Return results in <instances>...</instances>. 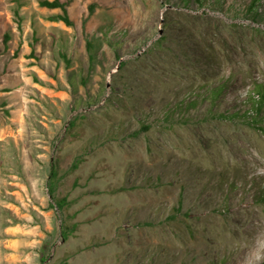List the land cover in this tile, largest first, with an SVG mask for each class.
I'll return each mask as SVG.
<instances>
[{
    "label": "rangeland",
    "instance_id": "obj_1",
    "mask_svg": "<svg viewBox=\"0 0 264 264\" xmlns=\"http://www.w3.org/2000/svg\"><path fill=\"white\" fill-rule=\"evenodd\" d=\"M256 1L72 0L68 26L0 0V264H245L264 132L228 116L264 83Z\"/></svg>",
    "mask_w": 264,
    "mask_h": 264
},
{
    "label": "trees",
    "instance_id": "obj_2",
    "mask_svg": "<svg viewBox=\"0 0 264 264\" xmlns=\"http://www.w3.org/2000/svg\"><path fill=\"white\" fill-rule=\"evenodd\" d=\"M198 2H202V0H197ZM72 2V0H39V4L40 6L43 7H47V8H51V9H61L62 10V14L58 15V19H60L61 21H63L66 25L68 26H72L73 23L70 19L69 16V12H68V7L70 5V3ZM256 2H259V0H257ZM255 5V2H254ZM255 6H252V8H254ZM255 15H257V13H255ZM8 35H6V39H8ZM87 47L90 49L91 44L90 42L87 43ZM226 82H222L219 83L216 86H212L210 88L208 87H204V93H202L201 95L203 100H208L210 101L211 105L214 106L216 101L219 100L220 96L223 94V91L226 87ZM253 93L251 95H248L247 99L248 102L250 104V108L248 110H245L244 112H239V111H235L233 113H231L228 117L229 118H236V117H243L245 118L247 124L251 125V126H256L258 127L261 131L264 132V83L260 82H255L254 84V88H253ZM200 96V95H199ZM184 99L181 100L178 104V106H176L175 109L177 110H181L182 105L187 106L184 103ZM198 101L194 100V101H190L189 102V106H195L197 104ZM172 110V112H174V110ZM220 116L222 117H226L227 115L224 114H220ZM74 121H70L69 126L72 127L74 126ZM142 128L144 130H148L149 129V125H143ZM77 168V164H74L72 169H76ZM59 175H58V161L57 162H53L51 165V171H50V176L47 182V188H48V192L50 197L52 198V200L54 201L53 206L56 207L61 213H66L67 212V206L69 204L68 200L66 197H58L56 195L57 193V188L59 185ZM262 197L264 200V190L262 192ZM76 228V224L72 225L70 227V225L64 221L62 224V229H61V237L63 239H67L68 236L71 234L72 230ZM71 257V256H68ZM43 261L46 260V257L42 259Z\"/></svg>",
    "mask_w": 264,
    "mask_h": 264
},
{
    "label": "clouds",
    "instance_id": "obj_3",
    "mask_svg": "<svg viewBox=\"0 0 264 264\" xmlns=\"http://www.w3.org/2000/svg\"><path fill=\"white\" fill-rule=\"evenodd\" d=\"M245 264H264V237L258 236L245 258Z\"/></svg>",
    "mask_w": 264,
    "mask_h": 264
}]
</instances>
